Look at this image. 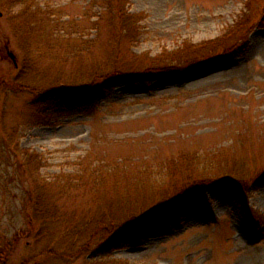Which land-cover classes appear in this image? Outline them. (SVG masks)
Masks as SVG:
<instances>
[{
    "label": "rangeland",
    "instance_id": "374dc122",
    "mask_svg": "<svg viewBox=\"0 0 264 264\" xmlns=\"http://www.w3.org/2000/svg\"><path fill=\"white\" fill-rule=\"evenodd\" d=\"M126 1L0 0V255L264 264V0Z\"/></svg>",
    "mask_w": 264,
    "mask_h": 264
},
{
    "label": "trees",
    "instance_id": "16d2710c",
    "mask_svg": "<svg viewBox=\"0 0 264 264\" xmlns=\"http://www.w3.org/2000/svg\"><path fill=\"white\" fill-rule=\"evenodd\" d=\"M127 3L128 2L126 0H111V4H113L115 6V10H116L118 19L123 24V26H122L123 36L127 39L133 40V38L138 35L137 34V30H138V26H139L138 24L142 20L143 16L141 14H138V15L129 14V11L127 10ZM24 15H25V13H24ZM229 35H227V37ZM224 39H226V37ZM220 41L221 40L218 39V40L206 42L204 44H199L196 46L186 44V45H184V47H190L191 48V51L188 52V53H190V55H188L187 57L191 56L190 59H194V61H196V62L200 61L203 59L202 57H204V55L207 51H209L211 48L217 46L218 44L220 45L221 44ZM216 48H214V51L217 50ZM187 50H188V48H187ZM170 61H177V60L172 59ZM167 64H170V65L166 66L167 68L168 67L170 68L173 65L172 63H165L164 65H167ZM161 65H163V64H161ZM7 84L11 88L13 87L15 89L13 91L18 90L15 83H7ZM18 156H20V152L18 155V152L15 151V157L20 160V158ZM35 175L36 174L33 171L30 173V176L32 178H34L33 180H34V183L36 184L35 190L38 191L41 182L36 183V179H38V178L35 179ZM184 209L185 208L180 209L176 213H172V214H174L173 216H178L180 212L183 213ZM170 218H171V215H169L168 220ZM142 220H144L142 222L144 225L143 224H141V225L148 227V228L160 227V226H162V224H164L167 221L166 218H165V220L164 219L160 220V214L159 213L158 214H156V213L150 214ZM133 231L134 230H132V229H128L126 231H121V232L115 234L114 235L115 237L111 238V245H113V248H119V246H122L124 243H126L128 238L132 237L135 234ZM6 248L7 247H5V249L1 251L0 264H8L6 251H5V250H7Z\"/></svg>",
    "mask_w": 264,
    "mask_h": 264
}]
</instances>
